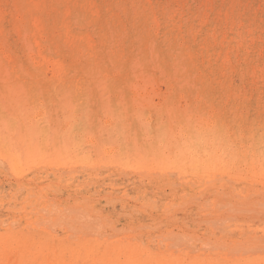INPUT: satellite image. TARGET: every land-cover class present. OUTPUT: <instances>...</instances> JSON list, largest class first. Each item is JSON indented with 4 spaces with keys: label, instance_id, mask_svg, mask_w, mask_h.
Returning a JSON list of instances; mask_svg holds the SVG:
<instances>
[{
    "label": "bare ground",
    "instance_id": "6f19581e",
    "mask_svg": "<svg viewBox=\"0 0 264 264\" xmlns=\"http://www.w3.org/2000/svg\"><path fill=\"white\" fill-rule=\"evenodd\" d=\"M82 117L85 143L108 157L121 118L124 135L143 119L165 158L105 166L161 179L162 196L118 204L112 190L30 179L99 166L46 157L60 136L77 147ZM8 172L28 179L0 185V264H264V0H0Z\"/></svg>",
    "mask_w": 264,
    "mask_h": 264
},
{
    "label": "rangeland",
    "instance_id": "374dc122",
    "mask_svg": "<svg viewBox=\"0 0 264 264\" xmlns=\"http://www.w3.org/2000/svg\"><path fill=\"white\" fill-rule=\"evenodd\" d=\"M49 75L50 74L48 72V76ZM160 86L158 87L160 88L161 91L166 90V86L164 84L163 85L160 84ZM113 89L114 90L116 89L115 86H112V97L114 96ZM84 97H86L85 93L80 95L79 102H81L84 99ZM153 99L155 102L158 101V98L156 97ZM116 101H117L116 98L112 99L113 104H115V114H119V111H122L121 110L122 108L116 105ZM82 102L80 104L84 106L86 103H82ZM82 106L80 108V113H84V107ZM86 106L88 107V104ZM146 112H149V110H146ZM98 113L102 114L101 111ZM120 114L123 115V112H121ZM257 117L259 121L261 117L259 115ZM84 120L85 118L82 117L81 122L79 124L80 128L75 134V136L72 137L71 139L73 141L72 145L74 144L75 147L77 146L76 148H71L68 150L64 149L63 148L64 136H60L61 144H62V147L59 150L60 152L59 153L56 152L55 149L51 147L47 148V150H45L46 157L55 158L59 156V157L68 159V157H73L75 155L84 156V154H86L87 156L91 157V159L96 160L98 162V164L96 165H99V166H97L95 169H89L88 172L81 173V175L79 174L77 178H30V179H33L35 183L41 182L45 179L51 185L66 187L70 189L76 187V188L81 189L82 191L81 190L80 191L83 193L84 191H92L94 189H101L105 191L112 190L114 191V194L116 193L115 202H118V204H120L121 202H127V200L129 199V196H131L134 193L145 191V189L146 191H148V194H150L151 196H155V195H157V197L162 196L163 193L161 190L166 184L164 185V183L161 182L162 181L161 179L158 180L159 178H137L138 176L132 171V168L130 169L127 168V170H125L124 172H120L115 167L105 166V165L112 163V161L116 159H120L125 165L128 163L136 164L138 162H144V161H148L151 163L155 161H161L162 158H165V154L163 151L157 152V151L148 149V145H147L148 137L145 135L143 131L139 130V128L143 129L146 126V124L142 121L143 119L139 121L137 118H135L132 124L130 125L129 133L127 135H124L125 133L124 134L122 133L123 132L122 124H124V118H121V125H119V129H118L119 131H116L111 136H107V135L105 136L106 143L117 145L120 151L119 153L109 156V157L106 156L105 153L101 150L102 148L101 149L96 148L95 150H93L90 146H88L85 143L84 137L87 133L91 132V129L90 128L87 129V125L84 122ZM43 133H44L43 135L46 141L49 138V131H48L46 124L43 130ZM74 149H78V150L73 151ZM32 152L33 154H35V151H32ZM47 171L49 172L51 171V169H48ZM54 171L56 170L54 169ZM96 171H98V173H95ZM10 174L11 173L8 172L5 175L0 176L1 186L4 185L5 188L13 187L14 189V184H17V182H20V180L24 181L25 179H28V178H11L14 176ZM70 175L72 176L74 174H70ZM96 176H99V177H96ZM49 177H53V174H50ZM176 179L177 180L178 179L190 180L192 183L195 181L201 180V178H192V179L191 178H176ZM256 179L255 178H239L237 182V186H242L248 183L249 181H252V180L254 181ZM154 183L155 185H153ZM68 184H71V185H68ZM149 184H151V187ZM153 186L154 188H152ZM166 192H168V188H166ZM124 194H126V196Z\"/></svg>",
    "mask_w": 264,
    "mask_h": 264
}]
</instances>
